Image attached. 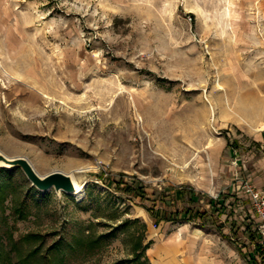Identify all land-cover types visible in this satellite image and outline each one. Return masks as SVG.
I'll return each mask as SVG.
<instances>
[{
    "label": "rangeland",
    "instance_id": "374dc122",
    "mask_svg": "<svg viewBox=\"0 0 264 264\" xmlns=\"http://www.w3.org/2000/svg\"><path fill=\"white\" fill-rule=\"evenodd\" d=\"M0 153L87 183L0 167V264L258 263L264 0H0ZM220 195L204 221L149 211Z\"/></svg>",
    "mask_w": 264,
    "mask_h": 264
},
{
    "label": "trees",
    "instance_id": "16d2710c",
    "mask_svg": "<svg viewBox=\"0 0 264 264\" xmlns=\"http://www.w3.org/2000/svg\"><path fill=\"white\" fill-rule=\"evenodd\" d=\"M130 191H133L134 189H129ZM175 195H176V199H180L185 197V195H188L189 201L190 202H195L196 199L198 198V200L200 199V193H197L194 189L190 188H179L175 190ZM203 197L206 195L203 194ZM221 198L219 199H214L212 197H209L208 203L211 206V210H201V209H197L194 210L190 207H184L182 209H178L175 211H171L169 213H167L165 210H160L157 209L155 210V208H149V211L152 213V215L158 219V221L160 220H167V221H171V222H175V220H178L179 218L181 219H185L186 221H197V219L199 220H205V219H210V218H215L213 217L216 213H221L224 212L227 209V201L226 199H224V197H222V195H220ZM227 198V197H226ZM230 202V201H229ZM166 204L168 205H173V203L171 202V200H166L165 201ZM230 204H234V203H230ZM117 229H113L110 233L114 234L116 232ZM245 232H247L248 234L250 233V236L252 238H254L253 235V230L252 228L248 225V227L246 228ZM140 245V244H139ZM241 245V244H240ZM242 247V245L240 246ZM149 248L148 245L143 247V251L141 253H138L137 258L135 257V259H141L144 254L145 251ZM256 250H259V254L263 259L264 262V252L261 250V247H257ZM146 260L148 261V258H146ZM256 260V259H255Z\"/></svg>",
    "mask_w": 264,
    "mask_h": 264
},
{
    "label": "water",
    "instance_id": "95a60500",
    "mask_svg": "<svg viewBox=\"0 0 264 264\" xmlns=\"http://www.w3.org/2000/svg\"><path fill=\"white\" fill-rule=\"evenodd\" d=\"M3 162L5 167L9 169L21 168L31 184L40 191L46 192L54 189L57 193L65 192L73 194L75 191V183L71 175L60 170H55L45 175H41L25 157H8L0 153V163Z\"/></svg>",
    "mask_w": 264,
    "mask_h": 264
},
{
    "label": "built area",
    "instance_id": "2783aa9c",
    "mask_svg": "<svg viewBox=\"0 0 264 264\" xmlns=\"http://www.w3.org/2000/svg\"><path fill=\"white\" fill-rule=\"evenodd\" d=\"M244 188L248 194L254 212L260 220L258 225V232L260 236L261 249L264 252V188H257L249 181L245 182Z\"/></svg>",
    "mask_w": 264,
    "mask_h": 264
},
{
    "label": "crops",
    "instance_id": "0c3cea01",
    "mask_svg": "<svg viewBox=\"0 0 264 264\" xmlns=\"http://www.w3.org/2000/svg\"><path fill=\"white\" fill-rule=\"evenodd\" d=\"M191 244V243H190ZM160 251V253H161V251H163L162 249H157V253ZM257 251V250H256ZM171 252H173V258H171L168 262H166V263H162V264H206V263H203L204 261L202 260V259H200L199 257H198V255H196V254H194V253H192V255H189L190 257L188 258L189 260L186 262V261H182L181 262V260H180V258L178 257V255H176V253H177V250L176 249H174L173 251H171ZM193 252H195V250L193 251ZM259 259H260V261H258V263H256V264H264V262H263V259H262V257L260 256L259 257ZM203 262H202V261ZM186 262V263H185Z\"/></svg>",
    "mask_w": 264,
    "mask_h": 264
},
{
    "label": "bare ground",
    "instance_id": "6f19581e",
    "mask_svg": "<svg viewBox=\"0 0 264 264\" xmlns=\"http://www.w3.org/2000/svg\"><path fill=\"white\" fill-rule=\"evenodd\" d=\"M5 165L3 162L0 163V166ZM74 183H75V191L73 192V195L78 197L79 199H82L84 196L87 183L81 182L76 176H72Z\"/></svg>",
    "mask_w": 264,
    "mask_h": 264
}]
</instances>
